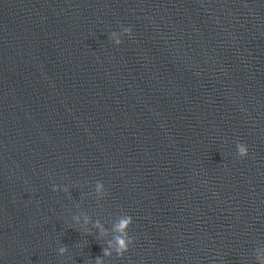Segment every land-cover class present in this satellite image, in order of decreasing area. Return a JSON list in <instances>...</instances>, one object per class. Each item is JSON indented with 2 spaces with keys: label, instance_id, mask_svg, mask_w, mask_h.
<instances>
[{
  "label": "water",
  "instance_id": "95a60500",
  "mask_svg": "<svg viewBox=\"0 0 264 264\" xmlns=\"http://www.w3.org/2000/svg\"><path fill=\"white\" fill-rule=\"evenodd\" d=\"M97 258H264V0H0V264Z\"/></svg>",
  "mask_w": 264,
  "mask_h": 264
},
{
  "label": "clouds",
  "instance_id": "9594fccd",
  "mask_svg": "<svg viewBox=\"0 0 264 264\" xmlns=\"http://www.w3.org/2000/svg\"><path fill=\"white\" fill-rule=\"evenodd\" d=\"M132 30L130 28H124L123 34L131 35ZM111 40L115 43V45L119 46L122 43L121 34L113 32L111 34ZM237 152L241 158H246L249 155L248 148L243 144L237 145ZM97 190H103V184L97 183ZM79 223V218L76 220ZM85 223H87V218H85ZM133 220L130 216L124 215L121 216L118 222L114 226V231L116 233L115 238L108 244V247L104 250V256L110 257L113 252H115L118 256H123L129 248V245L132 243L131 239L128 236V230L132 225ZM99 227V225H97ZM66 249L61 248L60 254H65ZM260 260V264H264V258H258ZM96 264H103V260L97 258Z\"/></svg>",
  "mask_w": 264,
  "mask_h": 264
}]
</instances>
